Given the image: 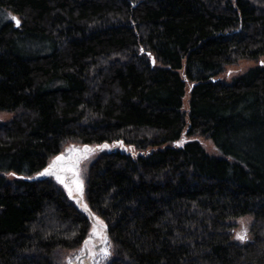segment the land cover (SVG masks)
<instances>
[{
    "label": "trees",
    "instance_id": "1",
    "mask_svg": "<svg viewBox=\"0 0 264 264\" xmlns=\"http://www.w3.org/2000/svg\"><path fill=\"white\" fill-rule=\"evenodd\" d=\"M263 57L264 0H0V264H64L91 215L108 264H264ZM71 140L160 148L98 154L88 209L52 177L3 174Z\"/></svg>",
    "mask_w": 264,
    "mask_h": 264
},
{
    "label": "rangeland",
    "instance_id": "2",
    "mask_svg": "<svg viewBox=\"0 0 264 264\" xmlns=\"http://www.w3.org/2000/svg\"><path fill=\"white\" fill-rule=\"evenodd\" d=\"M264 60V57L262 58ZM255 62L252 60H242L237 65L230 66L225 76L231 78L233 75L245 71L248 67L254 65ZM186 104L188 105V97H186ZM13 113L2 111L0 112V122H7L13 118ZM202 142L206 150L210 153H217V148L212 140L207 139L205 137H198ZM160 147H151L146 151L139 150L135 145L126 144L122 141L115 142H105V143H84L75 140L69 141L64 149L54 155L49 164L42 170L33 173H18L16 171H3V174L8 178H26V179H40L44 177H52L56 179L59 183L60 181L56 178L57 175H60L65 179V183L71 187V194L69 193V188L65 187L64 184H61L65 190L68 192L69 196L76 201L79 205L88 209V202L86 199V178L88 174L89 167L91 163L94 161L96 156L102 152H111V151H123L129 152L135 156L139 154H145L152 150H156ZM88 149V150H86ZM58 156H63L64 160L62 161V168H71L78 175H74L73 171H55V174H48L47 170L49 167L56 161ZM82 181V188L80 190L77 189L76 180ZM92 226L89 232L88 238L86 241H90V243H86V241L81 245V247L69 251L67 256L64 259V264H108V262L112 259L114 255L113 245L111 240L109 239L106 232V223L98 215H91ZM103 222V223H101ZM233 223L232 230L234 232V237L237 242L244 243L251 238V228L254 222V218L252 215H246L241 217H236L231 220ZM98 230L105 239H100L94 233ZM246 231V238L241 240L238 239V235L244 233ZM107 249L110 252V255L107 257L104 255V251Z\"/></svg>",
    "mask_w": 264,
    "mask_h": 264
},
{
    "label": "snow or ice",
    "instance_id": "3",
    "mask_svg": "<svg viewBox=\"0 0 264 264\" xmlns=\"http://www.w3.org/2000/svg\"><path fill=\"white\" fill-rule=\"evenodd\" d=\"M12 19L15 21V23L17 25H19L20 21L18 19H16L15 17H12ZM86 150H88V149H86ZM63 160H64V157L63 156H58L56 158V161L47 170L48 174H55V171L54 170H56V171H61L62 170V171H73V174L74 175H78L71 168H62L61 167V164H62V161ZM56 178L60 181L61 184H64L65 187L69 188V193L71 194L72 189H71V187H69L68 184L65 183V179L63 177H61L60 175H57ZM76 186H77V189L80 190L82 188V181H80V180L77 179L76 180ZM101 223H103V222H101ZM94 234L97 237H99L100 239H105V237L102 235V233H100L98 230H96ZM246 235H247V233L245 231L244 233L238 235L237 238L243 240V239L246 238ZM86 243H90V241H86ZM104 255L107 257L108 255H110V252L107 249H105Z\"/></svg>",
    "mask_w": 264,
    "mask_h": 264
}]
</instances>
